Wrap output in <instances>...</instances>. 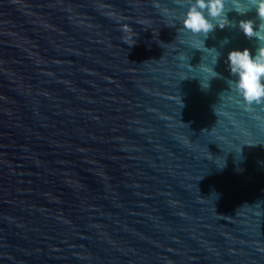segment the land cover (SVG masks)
Returning a JSON list of instances; mask_svg holds the SVG:
<instances>
[{
	"label": "water",
	"instance_id": "obj_1",
	"mask_svg": "<svg viewBox=\"0 0 264 264\" xmlns=\"http://www.w3.org/2000/svg\"><path fill=\"white\" fill-rule=\"evenodd\" d=\"M186 10L0 0V264H264V105L225 63L256 41L210 33L203 91Z\"/></svg>",
	"mask_w": 264,
	"mask_h": 264
},
{
	"label": "clouds",
	"instance_id": "obj_2",
	"mask_svg": "<svg viewBox=\"0 0 264 264\" xmlns=\"http://www.w3.org/2000/svg\"><path fill=\"white\" fill-rule=\"evenodd\" d=\"M185 2L187 10L183 14L182 31L197 38L196 43L190 45L193 49L212 54L211 65L201 62L196 66L201 73L198 78L201 90L207 91L213 79L223 78L214 70L220 58L219 54L215 48L205 47L204 41L217 29L235 28L247 40H255L256 45L254 51L244 48L228 52L225 63L230 77L234 79H227L226 82L229 86L234 85V91L239 98L238 103L246 111L251 112L255 106L264 105V0H185ZM229 13H235L240 17L254 13L255 18L233 22L228 18ZM225 41L229 43L227 38ZM199 45H202V48ZM180 59L183 60L184 57L181 56ZM212 110L214 112L213 106ZM214 114L216 116L215 112Z\"/></svg>",
	"mask_w": 264,
	"mask_h": 264
}]
</instances>
